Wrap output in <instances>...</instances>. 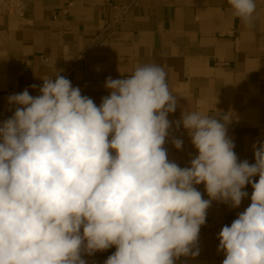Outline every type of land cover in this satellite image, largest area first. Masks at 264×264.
Instances as JSON below:
<instances>
[{"label": "clouds", "instance_id": "1", "mask_svg": "<svg viewBox=\"0 0 264 264\" xmlns=\"http://www.w3.org/2000/svg\"><path fill=\"white\" fill-rule=\"evenodd\" d=\"M228 3L250 22L255 0ZM43 81L38 96L9 97L16 108L0 125V264H85L82 249L110 246L105 264H174L199 255L211 201L239 207L249 184L251 203L222 227L218 250L222 264H264V144L254 163L238 162L229 115L182 114L175 124L198 155L181 168L163 147L177 101L161 67L109 77L100 106L64 76Z\"/></svg>", "mask_w": 264, "mask_h": 264}, {"label": "crops", "instance_id": "2", "mask_svg": "<svg viewBox=\"0 0 264 264\" xmlns=\"http://www.w3.org/2000/svg\"><path fill=\"white\" fill-rule=\"evenodd\" d=\"M131 1L24 0L22 18L0 16V125L9 97L25 89L40 95L43 79L64 76L100 106L109 77L156 65L177 101L163 146L169 161L190 167L198 155L182 123L175 124L184 112L198 111L221 123L229 115L238 162L254 163L253 145L264 144V0H255L248 23L228 0H138L123 14ZM173 139L183 141L180 149ZM219 243V235L199 233V255L174 264H222ZM115 251L82 249L81 258L105 264Z\"/></svg>", "mask_w": 264, "mask_h": 264}, {"label": "built area", "instance_id": "3", "mask_svg": "<svg viewBox=\"0 0 264 264\" xmlns=\"http://www.w3.org/2000/svg\"><path fill=\"white\" fill-rule=\"evenodd\" d=\"M137 2L138 0H132L125 8L123 14L130 11V9L135 6ZM24 12V0H0V16L22 18L24 16ZM15 108L16 105L13 104L6 106L3 113L4 121L13 116ZM194 187L201 192L203 199H210L203 183L194 185ZM243 191H246L248 195L242 199L240 206L236 208L232 207L230 203H225L220 200H212L209 208L206 210V220L201 226L199 233L219 235L223 226H230L231 223L238 217V214L243 212L251 203L250 197L253 192V188L246 185Z\"/></svg>", "mask_w": 264, "mask_h": 264}]
</instances>
